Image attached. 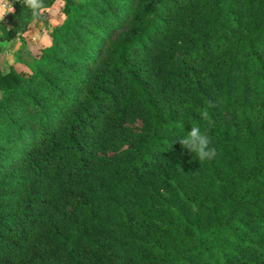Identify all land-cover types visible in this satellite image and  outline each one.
I'll list each match as a JSON object with an SVG mask.
<instances>
[{"label": "trees", "instance_id": "obj_1", "mask_svg": "<svg viewBox=\"0 0 264 264\" xmlns=\"http://www.w3.org/2000/svg\"><path fill=\"white\" fill-rule=\"evenodd\" d=\"M60 14L0 68V264H264V0Z\"/></svg>", "mask_w": 264, "mask_h": 264}, {"label": "crops", "instance_id": "obj_2", "mask_svg": "<svg viewBox=\"0 0 264 264\" xmlns=\"http://www.w3.org/2000/svg\"><path fill=\"white\" fill-rule=\"evenodd\" d=\"M43 11L33 16L23 0H0L5 16L0 21V50L14 56L17 52L35 50L44 43L51 29L59 24L60 9L64 0H42ZM14 9V11H9ZM50 42V41H49Z\"/></svg>", "mask_w": 264, "mask_h": 264}, {"label": "clouds", "instance_id": "obj_3", "mask_svg": "<svg viewBox=\"0 0 264 264\" xmlns=\"http://www.w3.org/2000/svg\"><path fill=\"white\" fill-rule=\"evenodd\" d=\"M23 2L32 10L33 16H36L40 11H43L42 0H23ZM9 11H14V9H9ZM5 14L4 9L0 8V21H3ZM202 115L203 118H207V111L203 112ZM177 141L188 152L195 154L199 161L211 160L217 155L216 149L210 147V137L207 134L202 133L199 127L192 126L191 130L187 132V135L178 138L175 142Z\"/></svg>", "mask_w": 264, "mask_h": 264}, {"label": "rangeland", "instance_id": "obj_4", "mask_svg": "<svg viewBox=\"0 0 264 264\" xmlns=\"http://www.w3.org/2000/svg\"><path fill=\"white\" fill-rule=\"evenodd\" d=\"M63 4H64V2H63ZM60 21H61V17H59V22ZM49 41H50V38L46 37L44 43L45 42L49 43ZM18 58H21V60H24V61L29 60V57L27 55V48H26V50H23L22 53L17 52L14 56L10 55V53L9 54L6 53L4 55V54H2V51H1L0 52V68L5 69V68L9 67L10 65H14L15 63H17V60H20ZM138 126H140V124H138Z\"/></svg>", "mask_w": 264, "mask_h": 264}]
</instances>
